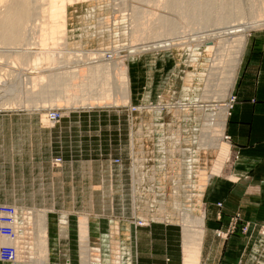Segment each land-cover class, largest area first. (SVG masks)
Returning <instances> with one entry per match:
<instances>
[{
  "label": "rangeland",
  "instance_id": "374dc122",
  "mask_svg": "<svg viewBox=\"0 0 264 264\" xmlns=\"http://www.w3.org/2000/svg\"><path fill=\"white\" fill-rule=\"evenodd\" d=\"M47 1L40 0V3L45 4ZM136 1L82 0L79 2L73 1L71 5L69 3L66 11V38L69 45L66 47L67 50L65 48L61 50L60 46L56 49H54L56 46L49 47L51 50L48 48L50 51L48 53L52 56V58L51 56L49 57L51 58L50 62L48 61L49 59L44 58L40 60L39 65L35 64L36 61L34 63L33 61H31L32 63L28 61L31 63L28 66L27 60L25 61L22 57V48L30 51L39 47L40 33L38 32L39 28L40 32L42 31L41 33L44 34L46 32L47 28L44 27L46 26L45 22H47L46 19H48L46 16L36 15V17L34 16L31 19H34V22L29 21L31 22L28 26L29 36L25 35V42L27 39L32 45H20L21 47L12 45L13 47H11L0 42V150L3 153V158L0 159V204H16L22 209V212H31V219L35 222L37 229L35 246L30 252L26 249L21 255V262L16 264H52L49 263L48 252L50 253L51 250L49 244L48 252H46V255L41 256V245L39 243L41 241V232L39 226L43 220L41 215L46 213V217L51 216V214H47L49 209L53 211L61 209V190H63L61 177L58 179L54 176L53 179L52 174L61 173L62 170L61 167L53 168L50 165L44 169V172L48 173L50 178L30 180L27 177V173H33L38 167L32 168L35 159L33 160L25 155L27 153L30 154V152L35 153V151L36 153L37 151L45 153L49 150L51 142L50 130L55 124L53 121H49L47 114L52 109L60 110L64 114L74 109L102 110L105 113H114L115 117H112L113 120L118 119V113L120 112L121 115H125L126 124L132 128L129 144L126 142L123 145H115L111 156L122 159L121 163L123 165H125L124 160L129 162L127 169L130 180L133 177L131 165L133 164L136 175L135 194L132 193L131 189L133 182H130V190H127L125 184L123 186V183L119 181L114 182L116 189L112 191L113 197H111V189L109 187L110 185L113 186V184L109 181V175H99L97 183L95 181L96 186L94 187L91 184L92 191L95 192L96 197L92 195L93 193L89 196L90 192L87 191L79 197L80 204L78 205L82 209H88L93 207V205L97 209H108L107 207H111V205H115L119 209H128L135 206L136 209L140 208L146 211L145 217L148 220L155 222L156 220L166 219L168 222H175L180 229V253H178L180 264H183L185 233L183 220L185 213L186 215H194V217L204 213L205 229L202 236L200 264L264 263V238H260L255 234L253 240L248 244L242 235H233V237H239L240 239L238 240L230 239L232 236L224 239L216 231L226 228L228 221H222V218L218 215L219 211L213 215L210 213L209 217L206 211L210 202L209 195H212L211 190L217 189V181L219 179H227L229 182L238 181L239 179L232 172V166L239 157V151H236L233 144L225 139L226 130L223 134L219 133L220 126H217L219 118L216 115L223 109L228 108V122L231 120V114L237 99L233 102L232 100L233 96L236 95L237 97L235 90L239 75L242 72L246 53L253 38L264 36V25L253 28L248 32H245V29V31H242L243 28H240L243 25H250L256 19L264 20V0H228L226 6H218L221 0H212V2L208 0H184V4L182 0H178L179 2L182 1L181 3L184 5H182V8L179 3L177 4L181 12L173 9L175 0H168L169 2L167 0H147L145 2L147 5L140 2L141 0ZM128 2H130V5ZM139 2L144 4V6L138 4ZM168 3L173 4L169 5ZM131 4L137 5L138 8L143 6L144 9H148L139 12L141 13L140 15H136L140 20L136 17L133 19V13L135 12L132 11V7L137 6L131 7ZM177 5L176 3L174 4L176 8L178 7ZM128 6L132 9L130 7L129 9ZM216 6H218L217 9L220 7L216 11L218 14L213 9ZM138 8L136 9L138 10ZM224 8H226L225 10H227L228 14L224 13V11H219L224 10ZM170 9L174 12L173 14L168 12ZM137 10L135 11L137 12ZM187 10L188 15L187 12L186 14L184 13ZM190 10L195 11L194 16V11L191 13ZM175 12H179L181 15L175 14ZM226 14L229 16V24L228 22L226 23L227 20L219 23L221 21L219 18L226 17ZM178 15L184 17L179 19ZM44 18L45 21L42 22ZM193 18L203 20L199 22ZM135 19H137V22L141 21L146 25V30L140 32V29L142 28L143 30L145 27L143 26L139 28L138 32L136 31L137 36H139L136 39L138 40L139 38L140 41H135V38L132 39L133 29H135V25L132 23L136 22ZM39 22H42L41 24L43 25L36 27ZM219 24L222 25V28H220L221 25ZM30 28L33 29L31 30ZM237 30L239 31L237 32ZM243 33L246 35V41L241 54V64L236 70L234 80L231 83L233 88L230 85L228 88H224L221 85L224 82L222 72L228 71L226 73V76H228L231 73L230 67L232 65L220 63L217 57H222L223 54L228 56L230 51H233L234 54L235 45H237L236 40ZM30 36H32L31 39L29 38ZM155 39L157 41L155 42L156 44L158 40L159 42L162 40V42L156 45L153 42ZM141 46L144 47L142 50L140 49L142 48ZM214 47H217V51L215 49L211 56L208 52ZM18 48H20L21 53ZM52 49L55 50V53ZM57 49L61 50V54L59 53L55 56L58 53ZM94 51L97 54L102 51V54H104L102 56L103 59H100V56L97 58L99 54L94 55ZM52 53H54V56ZM79 54L85 56L77 59ZM231 56L233 57L232 54ZM194 57L196 60L193 62ZM76 59L77 61H75ZM216 61L221 65H216V69L213 70L212 76H209V78L207 73L210 71L212 63L215 64L217 63ZM45 62H49V64ZM104 62L105 64L109 63V65L107 67H99L103 70V73L100 72L97 78L109 77V83L105 84L95 78H88L90 67L99 63L104 64ZM222 65H224V68L227 67L229 69L223 71ZM32 66L38 67L34 68ZM45 66L46 68H43ZM58 72L63 74L68 72L76 76L72 82L67 81L64 84V88H69L66 93L62 92V86L59 81L58 85L61 86V89L52 90L55 89L54 85L56 83L51 80L53 84L55 83L51 85L52 83L48 76ZM127 72L129 77L124 79ZM28 75L30 78H38L37 81H32V79L27 77ZM206 79H208V82ZM89 80L97 82L85 85V89L83 86H80V89L78 87L73 88L74 82L87 83ZM125 82L128 83L131 92L128 102L123 98L124 88L122 86ZM205 84L208 86H205ZM49 85L51 86L49 87ZM52 86L53 88L51 89ZM42 87L46 89H44L46 91L44 94L42 93ZM206 87L208 88V94L203 92ZM211 91L213 92L211 93ZM220 91L222 92L220 93ZM61 95L69 99L109 98L94 100V103L97 101L100 103H93L94 105L92 106L83 104L89 100H83L82 105H73L71 103L72 100L69 103L63 102L62 105L52 102V99ZM52 103L54 104L51 105ZM133 108L136 111L132 112ZM127 110L129 112L124 114ZM222 141L230 145V156L224 162L222 169L217 172L214 164L219 157V146ZM11 152H14L20 158L11 157ZM121 163L117 165V171L113 175L122 173ZM102 168L106 172L108 167L103 166ZM37 172H41V170L38 169ZM187 173L190 174L188 175ZM107 177L108 181L106 180ZM65 190L67 191V189ZM71 199V197H68L66 203L73 205V199L77 200L78 197ZM113 201L114 204H112ZM214 215L215 219H213ZM83 217L84 220L88 221L87 216H81V218ZM216 220L222 223L221 227L215 228ZM46 221L49 240V217ZM263 223L264 221L257 224L261 225ZM194 229L200 232L198 227H194ZM225 241L227 242L225 243ZM89 248L91 257V246ZM94 248L100 249V252L95 251L94 255L97 257L104 255L103 246H100L99 243ZM240 250L242 252L241 257L245 259L238 261L235 255H240ZM42 258V262H39ZM0 264L11 263L0 262ZM101 264H104V262H101Z\"/></svg>",
  "mask_w": 264,
  "mask_h": 264
},
{
  "label": "crops",
  "instance_id": "0c3cea01",
  "mask_svg": "<svg viewBox=\"0 0 264 264\" xmlns=\"http://www.w3.org/2000/svg\"><path fill=\"white\" fill-rule=\"evenodd\" d=\"M235 91L237 101L226 132L231 136L235 150L240 153L232 166L233 174L239 179L232 182L219 179L217 189L211 190L212 195H209L210 202L206 211L208 217L210 213L213 215L221 211L223 222H227L230 215L239 211L243 213L245 219L262 223L264 221V36L252 39ZM127 112L129 110L124 114ZM118 114V119L113 120L112 117L115 115L112 112L105 113L94 109L71 110L61 123L50 130L51 142L47 152L35 151L25 154L28 158L35 159L32 168L38 167L41 170V172H37V169L31 174L27 173L30 180L50 178L44 169L51 165L55 157H61L65 161V165L61 168L62 172L52 174V178L61 177L63 185L61 209H56L57 211L49 209L47 213L51 214L48 216V226L49 247H51L49 260L52 264H64L68 260L71 264H82L79 221L83 215L88 218L91 264H101V262L180 264L178 255L180 229L175 222H168L166 219L156 220L150 226L136 227L133 222L134 209H119L115 205L108 206V209H97L94 205L82 209L78 205L79 197L85 191L90 192L89 196L93 193L92 195L96 197L91 184L96 186L99 175H109V181L113 184L109 187L111 197H113L112 191L116 189L114 182L121 181L122 185L125 184L127 190H130L128 161L124 160L125 165H121L122 173L113 175L118 167L112 162L113 148L126 142L129 144L130 137V127L124 120L125 115H121L120 112ZM10 156L19 157L14 152H11ZM1 158L3 153L0 150ZM103 166L108 167L106 172ZM106 180L108 181V177ZM68 197L72 199L78 197V199H73L72 205L66 203ZM219 202L223 203L222 207H218ZM140 218H145V212L142 210L138 213V219ZM216 222L215 228L221 227L222 223L218 220ZM230 239L240 238L232 236ZM98 243L103 246L105 252L100 257L94 255L95 251L100 252V249L94 248ZM241 250L240 255H235L238 261L245 259L241 257Z\"/></svg>",
  "mask_w": 264,
  "mask_h": 264
},
{
  "label": "bare ground",
  "instance_id": "6f19581e",
  "mask_svg": "<svg viewBox=\"0 0 264 264\" xmlns=\"http://www.w3.org/2000/svg\"><path fill=\"white\" fill-rule=\"evenodd\" d=\"M44 1V0H43ZM73 1H82V0H48L45 4H42V3H40V0H0V5H1V7H0V42H1V44H3V45H8V46H11V47H13V46H20V45H28V46H30V45H32V44H30L31 42L29 41H27V39H26V42H25V35H28L29 33H28V26H29V23H31V22H29V21H32V22H34L33 20H31L32 19V17L34 18V16L36 17V15L37 16H39V15H41V16H46V18H50L49 19V21H48V19H46V21L47 22H45V24H46V26H44L45 28H47L46 29V32H44V34L43 33H41L40 32V28H39V32L38 33H40L39 34V40H38V48L35 50H30V51H28L26 48H25V50L22 48V50H23V54H22V57H23V59H25V61L27 60V62L28 61H33V63L35 62V64H37V65H39V62H40V60H42V59H44V58H47V59H49L48 61L50 62V59L52 58V56L49 54L50 53V51H49V49L53 46H56L54 49H56L58 46H60L62 49L61 50H63L64 48L66 49V47L69 45V43H68V40H67V38H66V28H67V20H66V11H67V6H68V4L70 3V5H71V3L73 2ZM84 1V0H83ZM136 1V0H135ZM138 1H140V0H138ZM138 1H136V2H138ZM166 1V0H165ZM168 1V0H167ZM170 1V0H169ZM168 1V2H169ZM174 1V0H173ZM183 1V2H182ZM181 2L184 4V0H182ZM208 1H211L212 2V0H208ZM228 0H221V3H220V5H218V6H226L227 4H226V2H227ZM74 2V3H75ZM127 2V1H126ZM132 2H134V1H132ZM131 2V3H132ZM135 2V3H136ZM140 2H142V3H144V4H146L147 5V3H145V2H147V0H145L144 2H143V0H141ZM138 3V4H142V3ZM181 2H179L178 0H175L173 3L175 4L176 3V5L179 3V5H181V7H182V3ZM130 2H128V4H129ZM173 3H170V4H173ZM181 3V4H180ZM124 4H125V1H124ZM127 4V3H126ZM144 4H142L143 6H144ZM169 4V3H168ZM169 4V5H170ZM174 4H173V9H176V10H178L179 11V5H177L178 7L176 8V6H174ZM130 5V4H129ZM135 4H131V7L132 6H134ZM135 6H137V5H135ZM143 6H141L142 8H138V6L137 7H132L133 8V12H135V13H133L134 14V17H133V14L131 13V16L133 17V19L136 17V18H138V16H136L137 14H141V13H139V12H143L145 9H144V7ZM184 6V5H183ZM218 6H216V8H213L214 10V12H216V11H218V9L220 8H218L217 9V7ZM125 7H127V6H125ZM130 6H128V8H129ZM130 7V8H131ZM172 7V6H171ZM170 7V8H171ZM180 7V8H181ZM129 8V9H130ZM131 8V9H132ZM136 8H138V10L140 9V11H138ZM148 8V7H147ZM183 8V7H182ZM181 8V9H182ZM143 9V10H142ZM172 9V8H171ZM170 9V11H168L169 13L171 12V14H173L174 12H172V10ZM180 9V10H181ZM186 9V8H185ZM226 8H224V10L222 9V10H219V11H224V13H227L226 11L227 10H225ZM135 10H137V12L135 11ZM146 10H148V9H146ZM145 10V11H146ZM195 10H196V8H195ZM158 11V10H157ZM174 11V10H173ZM182 11H183V9H182ZM191 11V10H190ZM194 11V10H193ZM193 11H191V13L193 12ZM179 12H181V11H179ZM179 12H175V14L177 13V14H180ZM186 12H187V15H188V10L187 11H185L184 13L186 14ZM183 13V12H182ZM191 13L189 12V14L191 15ZM194 13H195V11L193 12V16H194ZM217 13V12H216ZM223 13V12H222ZM207 14V13H206ZM209 14V13H208ZM218 14V13H217ZM219 14H220V12H219ZM228 14V13H227ZM226 14V17H220L219 19L221 20L219 23H223V22H225L226 20V23L228 22V20H229V16ZM169 15V14H168ZM181 15V14H180ZM180 15H178V17H179V19L181 18V17H184V16H181L180 17ZM186 15V16H187ZM189 15V16H190ZM222 15H224V14H222ZM221 15V16H222ZM173 16H177V15H173ZM186 16H185V18H186ZM168 17V16H167ZM172 17V16H171ZM190 17H192V16H190ZM259 17H261V16H259ZM41 18V17H40ZM170 18V17H169ZM168 18V19H169ZM172 18H175V17H172ZM177 18V17H176ZM228 18V19H227ZM256 18V17H255ZM139 20H140V18H138ZM187 19V18H186ZM185 19V20H186ZM193 19H196V18H193ZM193 19H191V20H193ZM37 21H38V19H36ZM136 20V22L134 21V23H132L133 25H135V29H133V34H132V39H134L135 41H140V39L138 38V40L136 39L137 37H139V36H137L138 34H137V32H138V30H139V28H141V27H143V26H145L144 28H143V30H142V28L140 29L141 31L140 32H142V31H144V30H146V25H144L143 24V22H141V21H139V22H137V19H135ZM173 20H175V19H173ZM178 20V19H177ZM182 20V19H181ZM184 20V19H183ZM190 20V19H189ZM197 20V19H196ZM203 20V19H202ZM202 20H197V21H202ZM41 21V20H40ZM45 21V18L43 19V21L42 22H44ZM41 22V23H42ZM100 22V21H99ZM132 22H133V20H132ZM37 23V22H36ZM40 23V22H39ZM37 24V26L36 27H39V26H41V25H43V24ZM225 23V24H226ZM35 24V23H34ZM224 24V26H226V25H228L229 24V22H228V24H226L225 25ZM219 25H221V24H219ZM218 25V26H219ZM264 25V20H262V19H260V20H254V21H252V23L249 25H247V26H241V28L240 29H242L243 28V30L242 31H245V32H248V31H250V30H252L253 28H256V27H259V26H263ZM48 26V27H47ZM158 26V25H157ZM32 27V26H31ZM43 27V26H42ZM41 27V28H42ZM132 28H133V26H132ZM157 28H159V27H157ZM220 28H222V25H221V27ZM31 29V28H30ZM33 29V28H32ZM31 29V30H32ZM43 29V28H42ZM41 29V30H42ZM245 29V30H244ZM48 30V31H47ZM236 30V29H235ZM30 31V30H29ZM43 31H45V30H43ZM137 31V32H136ZM154 31V30H153ZM153 31H152V33H153ZM233 31V30H232ZM239 30H237V32H238ZM241 31V30H240ZM32 32V31H31ZM139 32V33H140ZM234 33H235V31H233ZM156 33V32H155ZM157 33L159 34V32L157 31ZM230 33V32H229ZM239 33H242V32H239ZM31 34V33H30ZM34 35V34H33ZM145 35V34H144ZM156 35V34H155ZM240 35V34H239ZM29 36V35H28ZM36 36V35H35ZM141 36H143V35H141ZM27 37V36H26ZM31 37L32 36H30L29 38L31 39ZM37 37V38H38ZM145 37V36H144ZM154 37H156V36H154ZM188 37V36H187ZM140 38H142V37H140ZM146 38V37H145ZM144 38V39H145ZM160 38V37H159ZM35 39V38H34ZM33 39V40H34ZM144 39H142V40H144ZM156 39H158V38H156ZM156 39H155V41H153L154 43L155 42H157L156 41ZM237 39V38H236ZM133 40V41H134ZM34 41H36V40H34ZM237 41V45H235V50H234V54H233V51H228L229 53H228V56H230V57H228V56H226V55H224L223 54V56L222 57H220V56H218L217 57V59L219 60V62L220 63H223L224 65L225 64H228L229 63V65H232V67H230L231 68V70H230V74L228 75V76H226V73L228 72V71H225V70H228L229 68H227V67H223L224 65H222V67L224 68L223 69V71H225V72H222L223 73V75H224V82H223V84H221V85H223V87L224 88H228V86L230 85V87H232L233 88V86H231L232 84V80H234V75H235V73H236V70L238 69V67H239V65L241 64V54H242V51H243V48H244V45H245V41H246V35H244V33L243 34H241V36L240 37H238V39L236 40ZM235 41V42H236ZM144 42V41H143ZM160 42H162V40L160 41ZM159 42V40H158V43H160ZM157 43V44H158ZM144 44V43H143ZM142 44V45H143ZM156 44V43H155ZM156 44V45H157ZM236 44V43H235ZM13 45V46H12ZM34 45V44H33ZM2 46V45H1ZM4 47V46H3ZM21 47V46H20ZM50 47V48H49ZM142 47V46H141ZM232 47V46H231ZM49 48V49H48ZM59 48V47H58ZM144 47H142V48H140L141 50L143 49ZM20 48H18V50H19ZM54 49H52V51L54 50ZM216 49V51H217V47H214L213 49H210L209 50V54L211 55L213 52H214V50ZM18 50H16V51H18ZM51 50V49H50ZM58 50V53H56V55L55 56H57L59 53L61 54V50H59V49H57ZM67 50V49H66ZM20 51V53H21V50H19ZM18 51V52H19ZM48 51H49V53H48ZM76 51V50H75ZM78 51H80V50H78ZM83 51V50H82ZM226 51V50H225ZM224 51V52H225ZM18 52H16L17 54H19ZM95 52V51H94ZM101 53L98 55L96 52L94 53V55L95 54H97L98 56H97V58H99V56H100V59H103L102 58V56L104 55V54H102V51H100ZM104 52V51H103ZM223 52V51H222ZM222 52H220V53H222ZM54 53H55V50H54ZM54 53H52L53 54V56H54ZM63 53V52H62ZM197 53V52H196ZM199 53V52H198ZM226 53V52H225ZM64 54V53H63ZM215 54H216V52H215ZM217 54H218V52H217ZM231 54L233 55V57L231 56ZM46 55V56H45ZM69 55H71V54H69ZM73 55H75V54H73ZM221 55V54H220ZM236 55V56H235ZM19 56V55H18ZM51 56V58H49ZM60 56V55H59ZM76 56V55H75ZM85 55H83V54H79V57L77 58V59H79V58H83ZM93 56V55H92ZM212 56V55H211ZM216 56V55H215ZM225 56H226V58H225ZM63 57V56H62ZM197 57V56H196ZM7 58V57H6ZM5 58V59H6ZM18 58V57H17ZM54 58V57H53ZM75 58V57H74ZM88 58H90V57H88ZM93 58V57H92ZM95 58H96V56H95ZM96 58V59H97ZM105 58V57H104ZM215 59H216V57H214ZM9 59V58H8ZM21 59V58H20ZM46 59V60H47ZM73 59V58H72ZM77 59L75 60V61H77ZM194 60H193V62L196 60V58L194 57L193 58ZM211 59H213V58H211ZM216 59V60H217ZM9 60H11V59H9ZM8 60V61H9ZM45 60V61H46ZM54 60H56V59H54ZM71 60V59H70ZM84 60V59H83ZM88 60V59H87ZM105 60V59H104ZM221 60V61H220ZM59 61V60H58ZM57 61V62H58ZM81 61V60H80ZM97 61V60H96ZM13 62V61H12ZM15 62V61H14ZM18 62H19V60H18ZM30 62H28V66H29V63ZM43 62V61H42ZM49 62L48 63H46V64H49ZM217 62V61H216ZM219 62H217V63H212V65H211V67H210V71H208V77L209 76H212V72H213V70L214 69H216L215 67H216V65L217 66H219ZM23 63H25V62H23ZM32 63V62H31ZM30 63V64H31ZM44 63V62H43ZM42 63V64H43ZM76 63V62H75ZM112 63V62H111ZM231 63V64H230ZM14 64V63H13ZM71 64V63H70ZM74 64V63H73ZM211 64V63H210ZM34 65V64H33ZM40 65H41V63H40ZM45 65V64H44ZM75 65V64H74ZM109 65V63H107V64H105V62H104V64H98V65H92L91 67H90V74H89V77L88 78H95V79H97L98 81H100V82H103V83H105V84H108L109 83V77H106V78H102V79H98L97 78V75L100 73V72H102L103 73V70L101 69V68H99V67H107ZM221 65V64H220ZM26 66V65H25ZM31 66V65H30ZM54 66V65H53ZM20 67H22L21 65H20ZM32 67H34V66H32ZM38 67V66H37ZM37 67H34V68H37ZM51 67V66H50ZM221 67V66H220ZM33 68V69H34ZM43 68H46V66L45 67H43ZM227 68V69H226ZM222 70V69H221ZM80 76H82L81 74H80ZM84 76V75H83ZM123 77H124V75H122ZM29 79H32V81H37V79H36V77H33V76H31V77H33V78H30V76L28 75L27 76ZM76 76L74 75V74H72V73H68V72H64V74L63 73H55V74H50L49 76H48V78H50V81L51 80H54V82L56 83H54L53 84V82L51 81V85H54V87H55V89H52L53 88V86L51 87V89L52 90H56V88H58L57 90H60L61 89V86H62V92H68V89L69 88H64L63 86H64V84L67 82V81H71L72 82V80H74V78H75ZM128 77H129V75H128V72H127V75H125V77H124V79H128ZM214 77H216V76H214ZM223 77V76H222ZM61 78V80H59ZM210 78V77H209ZM207 80V82H208V79H206ZM222 80V79H221ZM58 81H59V84L61 85V86H59L58 85ZM60 81H61V83L63 82V81H65L64 83H60ZM213 81V80H212ZM91 82V80H89V82H87V83H84V82H82V83H77V82H74L73 83V88H79L80 89V86H83V88L85 89V87L88 85V84H92V82ZM97 82V81H96ZM95 81L93 82V83H96ZM206 83V82H205ZM124 85L122 86L123 88H124V90L122 89V88H120V89H122L123 91H124V95H123V98L125 99V101L126 102H128L127 100L131 97V92H130V89H129V86H128V83H123ZM208 84V83H207ZM207 84H205V86H208ZM209 84H210V81H209ZM51 85H49V87L51 86ZM58 85V86H57ZM86 85V86H85ZM204 86V87H205ZM219 86V85H218ZM121 87V86H120ZM222 87V88H223ZM64 88V89H63ZM218 88V87H217ZM221 88V87H220ZM219 88V89H220ZM42 93L44 94L46 91H44V87H42ZM50 89V90H51ZM210 89H213V88H210ZM46 90V89H45ZM51 90V91H52ZM121 90V91H122ZM44 91V92H43ZM208 91V88L206 87V88H204L203 89V92H207ZM57 92V91H56ZM213 91H211V93H212ZM222 91H220V93H221ZM52 93V92H51ZM204 93V94H205ZM218 93V92H217ZM121 94H123V93H121ZM203 94V95H204ZM207 94H208V92H207ZM206 95V94H205ZM221 95V94H220ZM102 96V95H101ZM218 96H219V93H218ZM217 96V97H218ZM107 98H109V97H92V98H80V99H76V98H66L65 96H57L56 98H54V99H52V102H54V103H57V105L59 104H63V102H67V103H69V101L70 100H72V104L74 105V104H80V105H82V103L84 102L83 100H89L88 102H84L83 104H87V105H94V104H96L97 102L98 103H100L99 101H97L96 103H94L93 101L94 100H102V99H107ZM110 98H111V96H110ZM207 98H209V96H207ZM202 99V98H201ZM200 99V100H201ZM47 100V99H46ZM45 100V101H46ZM130 100V99H129ZM104 101V100H103ZM106 102V101H105ZM203 102V101H202ZM45 103H47V102H45ZM49 103H51V102H49ZM48 103V104H49ZM54 103H52L51 105H53ZM94 103V104H93ZM104 103V102H103ZM102 103V104H103ZM186 104V103H185ZM3 105H6V104H3ZM67 106V105H66ZM76 106H78V105H76ZM186 106V105H185ZM210 106V105H209ZM223 106V105H222ZM43 107V106H42ZM63 107V106H62ZM75 107V106H74ZM216 109V108H215ZM212 110V109H211ZM222 110V109H221ZM228 111H229V109L228 108H225V109H223L222 111H220L219 113H217V118H219V122H218V124H217V126H220L219 128H220V130H219V133H221V134H223L224 132H225V130H226V124H227V122H228ZM181 113V112H180ZM216 125V124H215ZM222 136V135H221ZM208 138V137H207ZM215 138V137H214ZM214 138H212V139H214ZM177 141V140H176ZM209 141V140H208ZM212 142H214V141H212ZM180 143V142H179ZM230 145L228 144V143H225V142H221V144H220V146H219V157H218V159H217V161L215 162V164L214 165H216L215 166V170H217V172H219L221 169H222V167H223V164H224V162L226 161V160H228V158H229V156H230V147H229ZM173 148V147H172ZM178 148H180V147H178ZM177 148V149H178ZM183 150V149H182ZM178 151V150H177ZM180 151H181V149H180ZM140 159V158H139ZM171 163H173V162H171ZM187 170V169H186ZM188 174V173H187ZM190 174V173H189ZM188 174V175H189ZM179 175V174H178ZM177 175V176H178ZM154 197V196H153ZM176 197V196H175ZM178 203V202H177ZM176 204V203H175ZM160 209H162V208H160ZM166 209V208H165ZM165 213V212H164ZM163 214V213H162ZM42 216V218H43V220H42V223H41V228H40V226H39V229H40V232H41V241L39 242L40 243V253H41V256L42 255H46V252H48V244H49V240H48V230H47V221H46V219L48 218V216L46 217V213H44V215H41ZM191 216H193V217H191ZM204 213H202L200 216H196V217H194V215H186V213H185V217H184V224H185V227H184V229H185V233H184V244H183V247H184V250H183V264H200V253H201V250H202V240H203V230L205 229V223H204ZM81 219V221L79 222V224H80V244H81V251H82V264H91V257H90V252H89V247L91 246V239H90V235H89V228H88V221L87 220H84V217L83 218H80ZM194 227H198L199 229H200V232H198V231H195V229H194ZM48 254H49V252H48ZM44 257V256H43ZM42 260H43V258L41 259V260H39V262H42ZM45 260H46V257H45ZM47 261H48V259H47ZM50 263V262H49Z\"/></svg>",
  "mask_w": 264,
  "mask_h": 264
},
{
  "label": "built area",
  "instance_id": "2783aa9c",
  "mask_svg": "<svg viewBox=\"0 0 264 264\" xmlns=\"http://www.w3.org/2000/svg\"><path fill=\"white\" fill-rule=\"evenodd\" d=\"M237 99L236 95L233 96V101ZM136 111L135 108L132 109V112ZM62 111L57 109H52L47 114L49 121H53L55 126L61 123L62 119L65 117ZM130 132L132 134V128L130 127ZM225 139L232 143V138L230 135L226 134ZM119 157L112 159V162L115 165L121 163ZM51 165L54 168H63L65 161L61 157H55ZM122 165V163H121ZM132 165V193L135 194L136 187V175L134 172L133 164ZM143 194V193H139ZM219 207H222V203H218ZM131 209H134L133 213V222L136 227H147L151 224V220L138 219V213L140 208L136 209L135 206ZM143 212H146L144 209ZM154 214V213H153ZM152 214V215H153ZM146 215V213H145ZM218 215L222 218V213L219 211ZM32 214L29 211L22 212L16 204H0V262L2 263H11L16 264L21 262V255L24 251L30 252L33 246H35V241L37 239V229L35 222L33 221ZM228 225L224 229H218L216 232L221 235L224 239H227L233 235H242L245 237L247 244L251 242L254 238V235L257 234L258 237L264 238V223L259 225L255 222L248 221L245 219L242 212H236L233 215L228 217ZM245 254V252H244ZM64 264H71L70 260L66 261ZM264 264V263H261Z\"/></svg>",
  "mask_w": 264,
  "mask_h": 264
}]
</instances>
